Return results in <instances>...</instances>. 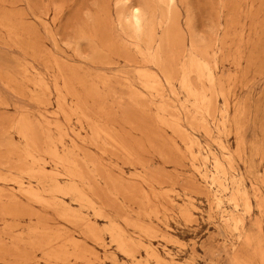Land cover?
I'll return each mask as SVG.
<instances>
[{
  "label": "rangeland",
  "instance_id": "obj_1",
  "mask_svg": "<svg viewBox=\"0 0 264 264\" xmlns=\"http://www.w3.org/2000/svg\"><path fill=\"white\" fill-rule=\"evenodd\" d=\"M0 264H264V0H0Z\"/></svg>",
  "mask_w": 264,
  "mask_h": 264
}]
</instances>
